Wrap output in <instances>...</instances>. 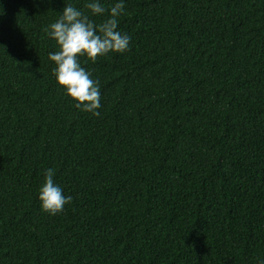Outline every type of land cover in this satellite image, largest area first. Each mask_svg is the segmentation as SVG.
<instances>
[{"label":"trees","instance_id":"1","mask_svg":"<svg viewBox=\"0 0 264 264\" xmlns=\"http://www.w3.org/2000/svg\"><path fill=\"white\" fill-rule=\"evenodd\" d=\"M0 264H264V0H0Z\"/></svg>","mask_w":264,"mask_h":264}]
</instances>
